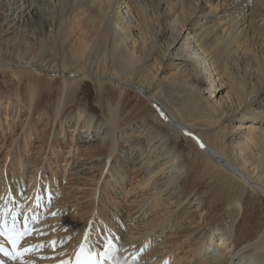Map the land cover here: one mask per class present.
Here are the masks:
<instances>
[{"label": "bare ground", "instance_id": "6f19581e", "mask_svg": "<svg viewBox=\"0 0 264 264\" xmlns=\"http://www.w3.org/2000/svg\"><path fill=\"white\" fill-rule=\"evenodd\" d=\"M2 2L5 14L0 16V33L6 34L4 37L0 35V72L20 80L24 77L27 81L23 87L27 90L24 96L21 97L19 92L13 94L16 103L25 105L33 117L34 112H41L47 106L46 99L50 98L52 101L47 110L51 123L56 119L62 126L68 120V123L76 122L72 129L75 131L76 127L82 126L78 130L87 134V138L90 134L103 131V138L112 141L97 152L102 158L106 155L102 175L107 171L110 160L117 155L116 162L119 164L112 167V174L122 179L128 163L122 161L125 148L119 144V134L125 127L133 128L123 116L125 108L133 106L131 97H139L138 100H142L149 109L145 112L148 117L145 114L137 117L145 122L142 127L134 126V129L137 133L140 132L139 128H143L140 135L143 131L147 137L143 142H134L136 145L130 148L131 155L135 149L136 154L140 152L142 169L148 170L145 175L148 182L157 175L155 171L165 173L160 165H155L153 174L151 166L154 162L161 158L168 159L163 163V168L171 169L170 174L164 188L158 191L170 190L171 200L175 194L178 196L171 205L161 200V195L147 196L141 202L142 206L147 202L154 204L155 209L166 204V208L168 206L183 213V204L191 201L186 205V209H191L190 219L198 221L197 226L203 224L199 226L198 234L194 229L179 233L186 234L190 241L197 236L195 245L198 244L200 249L196 250V257L203 259L200 264H264V224L257 226L254 217L249 216L250 209L255 210L258 205L261 207L264 204V0H0V5ZM153 2L158 4L156 10ZM120 4L134 19L141 36L139 56L134 47H129V41L135 46L139 38L133 34L124 13L121 15ZM165 5L170 8L169 13L163 12ZM157 10L158 15L155 14ZM27 11L39 23L37 35L40 39L36 43L22 35L19 39L18 32L15 41L5 38L8 37L7 33H12L14 23L20 22ZM168 15L173 17H169L167 23L163 22ZM170 20L177 22L179 33L183 30L188 32L187 41L196 48L193 54L197 57L172 56V46L179 39V34L172 30V38L167 37L171 30ZM149 62L155 66L154 74L148 71L146 64ZM3 66L6 68L3 69ZM204 72L212 73L216 79L214 82L219 81L224 85L225 79L230 82V101L227 105L224 103L222 116L210 107V100L204 99L201 90ZM158 74L165 76L157 77ZM55 79L61 80L56 89ZM66 83H75L80 89L71 90L69 86H64ZM86 83L96 85L99 92L112 91L99 96L102 100L101 115L91 108L88 101L79 98ZM64 91H67L65 95ZM3 96L0 88V100L6 98V103L15 104V100ZM225 122H239L242 126L249 124L244 128L245 139L242 143H228L227 138H232L234 134L224 126ZM165 124L173 131L165 129ZM26 129L25 139L28 140V136L33 134L31 123ZM181 136L191 141L189 148L196 150L200 158H205L208 163L202 166L204 176L210 180L218 176L226 177V182L231 183L232 187L236 185L242 189V197H233L234 190L231 188V196L210 202V193L206 195V191L200 187L195 191L193 200L189 180L193 166L199 162L188 157L183 145L178 143ZM18 181L21 182L20 179ZM198 181L207 182L202 178H198ZM48 183L46 179L39 184L35 181L36 188H31L34 191L31 197L38 196L40 199L37 195L39 192L49 195L51 201L57 194L60 197V193L53 192L57 188L48 186ZM12 188L8 183L6 190L13 191ZM247 193L256 195L253 202L246 198ZM9 196L19 198L18 194L13 193ZM235 200H238L234 206L236 211L228 210L221 215ZM160 201L163 203L157 205ZM32 203L29 207H32ZM56 203L60 205L61 201ZM22 204L19 203L18 207L23 211ZM24 207L25 211L29 210L28 206ZM15 210L12 216L17 212ZM11 211L10 206L2 208L0 226L9 218L7 213ZM10 219L17 222L13 217ZM91 221L86 223L90 224ZM25 224L32 227L29 222ZM20 225L16 224L17 227ZM247 225L251 228L256 226V235L243 230ZM85 229L93 233L81 237L82 243L75 242L81 236L78 231L71 238L70 244L77 245L68 254L69 264L75 263L82 245L88 247L85 253H95L102 264H118L119 259L114 258L117 255L115 251L124 253L122 259L130 254L138 256L144 248L147 254L143 262L147 260L146 264H167L165 261L171 259L168 250L158 252L159 259L152 258L148 244L141 248L136 238L121 244L120 239L113 240L110 235L108 240L115 251L111 253V249H107L101 253L102 240L97 236L101 228L92 225ZM208 238L211 243L205 246ZM39 239L40 232L35 228L30 238L23 242L24 254L14 261L0 258V264H44L45 261L39 259L44 252L36 256L32 253V249L40 247L37 246ZM148 239L149 235L143 237L144 242ZM212 241L214 246L217 243L218 253L214 248L210 249Z\"/></svg>", "mask_w": 264, "mask_h": 264}, {"label": "rangeland", "instance_id": "374dc122", "mask_svg": "<svg viewBox=\"0 0 264 264\" xmlns=\"http://www.w3.org/2000/svg\"><path fill=\"white\" fill-rule=\"evenodd\" d=\"M3 4L4 2L0 5V16L5 14L4 9H2ZM153 6L156 10L158 7L157 2H153ZM124 7V5L121 6L120 4L121 15L124 13L123 16L126 17L127 24L131 25L133 34L139 38V43H137V45L133 46L130 44V41L128 44L129 47H134L135 53L139 56L141 54V36L138 33L139 31L137 30L134 19L129 16ZM164 11L169 13L171 10L165 5L163 12ZM33 13H36V11ZM155 14L158 15V10ZM169 17L173 16L168 15L163 22L167 23ZM170 22L171 30L167 33V37H169V39L170 37L172 38V30L176 31V35L179 34V39H176L172 46V56H181L189 59L197 57L193 54L196 48L189 44L191 42L187 41L188 32L185 33V30H183L179 33L177 22L172 20H170ZM14 25V28L11 30L12 33H7L8 37L5 38L15 41L18 32L19 39L21 35L22 37H27L33 43H36L38 39H40L37 35L39 23H36L32 13L28 14V11L24 13L20 22L16 21ZM118 29L123 33L121 28ZM5 34L6 33H0L2 37H4ZM49 36L48 33V39L50 38ZM190 45L191 48H189ZM36 47H38L37 44ZM192 48H194V52ZM199 58H201L200 55ZM146 66L149 73H155V66L153 63L149 62ZM5 68L6 67L3 66V69ZM42 73L45 74L44 72ZM160 75L161 74H158L157 77L165 76L164 74L162 76ZM31 78L32 77H30V79ZM202 80L201 90L204 99L207 98V100H210V107L215 108L218 111V115L222 116L224 103L227 105L231 96L228 86L230 85L229 80L225 79L226 85L219 81L214 82L216 79H214L212 73L210 74L209 72L203 73ZM53 81L56 82L54 86V89H56L61 83V80L55 79ZM0 84L4 96L15 100L14 105L6 103V98L0 100V203L2 204H0V212L4 206H10L12 211L11 213H7L9 219L13 217L16 221L29 222L32 225L33 232L35 228H38L40 239L37 242V246L40 245V247L32 249V253H35L36 256L44 252L43 256L39 258L45 261L44 264H65V262L69 264L70 256H68V254L71 249L75 248L77 245L70 244L72 242L71 238H73V235H77L76 233L78 231L79 234L81 233V236L75 242L78 241V243H82L83 240L81 241V237L86 233H93V231L91 233V230H84V228L91 227L92 225L101 228V233L99 231L97 233V236L102 240L100 241L102 247L100 250L101 253L105 252L107 249H111V253L115 251V248L111 246L108 240L110 235L113 240L114 238L120 239L121 244L124 241L126 242V240L134 238L138 239L141 248L143 245L148 244L147 247L151 248L150 256L152 258L159 259L160 255L157 253L168 250L171 259L165 261L167 264H200L203 261V259L201 260L196 257V250L200 249L198 244L195 245L198 239L197 236H194V239L190 241L189 238H186V234L181 235L179 233L183 230L194 229L197 230L196 234H198L200 231L199 226L203 224L201 223L197 226L198 221H192L190 219L191 209L189 207L186 209V205L191 203V201H185L183 204V213L175 211L168 206L166 208V204L155 209H153L154 204H149L147 202L143 206L141 204L147 196L152 198L153 195H161V200L167 201V205H171L178 196L175 194L173 200H171L170 190L165 192L158 191V189L166 185L167 175L170 174L171 169L163 168V163L167 162L168 159L161 158L160 161L154 162L151 166V172H153V167L155 165H160L162 171L165 170V173L159 170L155 171L157 175L152 181L148 182L145 178L148 170L147 168L142 169L143 163H141V161L143 158H140V152L136 154L137 151L135 149L133 153L136 155H131L132 151L130 148L136 145L134 142L136 140H141V142H143V139L147 137V134L143 131L142 135H140L143 128H139L140 132L137 133L136 128L134 129V126L140 127L145 122L144 119L140 118L138 120L137 117H141L142 114H145V112L149 110L142 100H138L139 97L135 99V96H132L131 100L133 101V106L127 109L125 108L124 111L123 118L129 120L133 128L125 127L119 134V144L121 148H125L124 160L122 159V161L128 163L127 171H124L123 178L119 179L116 175L113 176L112 174V167L115 164L116 166L119 164L116 162L117 155L110 160L109 165L106 166L107 171L102 175V171H104L102 167L105 166L106 155H104L105 158H102L97 152L105 147L108 142L112 141L109 140V138H103L105 137L103 131H98L97 134H90V137L87 138V134L81 133L78 130L80 128L82 129V126L79 128L76 127L77 130L75 131L72 129V126H75L76 122L73 123L72 121L68 123V120L62 126L59 123V119H56L54 123H51L47 110V106L50 105L52 101L50 98L46 99L48 100L47 106H44L41 112H34L33 117H31L28 108H25V105L16 103V97L13 95L15 92H19L20 96H24L27 93V90L23 89L27 84L26 78L23 77L20 80L16 77L7 76L4 72H0ZM89 84L90 83H86V85H84L82 94L79 98L88 101L91 108H93L97 114L101 115L102 100L99 99V96L110 94L112 91L109 89L104 92H99L96 85L92 83ZM64 86H69L71 90L80 89V86L75 83L71 85L66 83ZM21 88L23 92H20ZM66 92L67 91H64L63 95H65ZM145 120H147V118ZM224 121L225 120L221 123ZM30 123L33 134L32 136H28L30 139L26 140V128ZM248 125L242 126L239 122H225L224 126L234 134L232 138H227L228 143H230V145L233 143H242L244 141L243 139H245L244 128ZM105 127L106 126H104V129ZM164 128L168 131H173L166 124ZM83 132H86V130ZM183 137L184 136L178 138V143L183 145L188 153V157H193L199 162L198 165L193 166L190 174L189 192L191 191L192 199L195 200V191L200 187L206 191V195L210 193V197H208L210 202H218L222 198L231 196V188L234 190L233 197H242V189L236 185L232 187L231 183L226 182V177L218 176L210 180L207 176H204L205 173L203 172L202 166L208 163L205 158H200L196 150L189 148L192 142L185 139L186 137ZM166 157H169V155H166ZM17 169L20 171L16 172ZM198 178L205 179L207 182L204 184V182L198 181ZM19 179L21 182L18 181ZM43 179H46L47 182L49 181L48 186L57 188V190L53 192L60 193V197L57 194L51 201L49 195L41 192L37 193L40 199L36 194L35 198L31 197L34 193L31 188L35 186V181L39 184L40 181L42 183ZM8 183L13 186V191L10 189L6 190ZM3 185L5 186L3 187ZM16 188L19 192H16ZM12 193L18 194L19 198L15 199L9 196L12 195ZM247 194L246 198H248L249 202H253L256 195ZM45 197L46 200L44 201ZM58 200L61 201L60 205L56 203ZM237 201L238 200L233 201L232 206H228L221 215L228 210L236 211L234 206ZM19 203H24L22 204L24 208L23 211L19 209ZM31 203L32 207H29ZM161 203L163 202L160 201L157 205ZM24 205L28 206L29 210L25 211L26 207H24ZM93 207H95V209L92 211ZM14 210L17 212L12 216ZM121 216H123V218ZM249 216L254 217L256 225L264 224V204H261V207L258 205L255 210L250 209ZM32 220H34V224ZM90 220H92L90 224L86 223ZM114 229L117 230L114 231ZM243 230H248L256 235V226L251 228L247 225L243 227ZM146 235H149V239L144 242L143 237ZM210 243L211 239L208 238L205 246H209ZM213 243L212 241V247L210 249L214 248V251L217 252V243H215V246ZM118 245L119 247L121 246L120 244ZM115 253L117 255L114 256V258H117V260L119 259L118 264H125V262L126 264L127 262H130V264H146L147 261L143 262L147 254L145 248L143 253L140 252L139 255L135 257L130 254V256L126 255V257L121 259L124 253H122V251H115Z\"/></svg>", "mask_w": 264, "mask_h": 264}, {"label": "snow or ice", "instance_id": "6c2138e0", "mask_svg": "<svg viewBox=\"0 0 264 264\" xmlns=\"http://www.w3.org/2000/svg\"><path fill=\"white\" fill-rule=\"evenodd\" d=\"M0 234H4L2 230H0ZM9 240L12 242L13 247H16V244L19 239V235L17 234L16 236H13L11 234V230H9L8 234ZM3 247L0 246V251H3ZM25 251H28L27 249ZM8 255H11V253H6ZM17 255H22V253H17ZM81 256L84 258L81 259ZM93 254L91 252H84V246H81V253L77 255V264H102V261L100 259H93ZM14 259L16 258L15 256L13 257ZM65 264H68V262H65Z\"/></svg>", "mask_w": 264, "mask_h": 264}]
</instances>
